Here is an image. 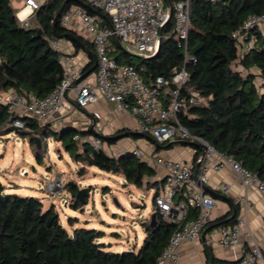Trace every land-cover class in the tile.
Wrapping results in <instances>:
<instances>
[{"label":"trees","instance_id":"16d2710c","mask_svg":"<svg viewBox=\"0 0 264 264\" xmlns=\"http://www.w3.org/2000/svg\"><path fill=\"white\" fill-rule=\"evenodd\" d=\"M63 1H43L34 10L30 25L24 27L10 0H0V93L44 97L60 83L63 70L60 52L49 43L51 39H60L56 34L72 33L93 50L92 43L71 26H61L57 21L55 33L52 31L54 14ZM77 1L67 0L62 10L79 4ZM189 3L187 45L189 51L196 45L198 49L193 54L195 60L186 63L190 76L188 86L198 90L206 103L188 106L179 113V121L190 133L230 155L264 181V35L253 29V46L242 55L238 54L231 36L249 14H264V0H189ZM103 24H107L105 19ZM37 29L41 31L39 36H36ZM163 32L171 33V22ZM72 44L79 47V43ZM109 54L120 64H132L146 83H151L156 75H168L183 63L182 48L173 35L163 38L158 52L148 58L127 53L114 39ZM91 65L92 60L82 68V73ZM250 68L258 70L259 85ZM15 119L23 127H15ZM10 133L29 136L37 163L42 162V156L35 139L41 142L52 137L69 152L74 162L80 163L78 175L86 167L117 174L137 188L153 189V205L161 190L163 181L155 179L154 167L131 150L111 156L102 148L94 150L88 142L72 139L75 133L90 136L93 133L90 128L66 127L54 131L49 124L9 111L0 103V139ZM99 137L108 145L115 142ZM164 144L155 145L158 148ZM196 155L197 152L194 159ZM64 188L70 196L69 205L76 210L80 206L75 198L79 190L77 183L69 180ZM153 212V225L149 224L150 219L142 222L145 235L140 244L118 251L101 241V230L84 226L68 230L60 223L53 204L44 208L40 198L8 192L0 183V264H154L176 225L165 220L156 207ZM234 220L235 217L227 224ZM68 221L72 224L71 217Z\"/></svg>","mask_w":264,"mask_h":264},{"label":"built area","instance_id":"2783aa9c","mask_svg":"<svg viewBox=\"0 0 264 264\" xmlns=\"http://www.w3.org/2000/svg\"><path fill=\"white\" fill-rule=\"evenodd\" d=\"M21 1L22 7L16 12V17L20 25L27 27L31 23L34 10L45 0ZM79 1V4H72L61 11L58 23L64 27L79 26V30L92 43L96 55L93 80L74 87L83 67L73 63V55L62 51L59 39H51V47L60 52L59 62L63 68L60 83L44 97H36L31 93L22 96L14 92H1L0 103L5 104L9 111L28 115L43 124L56 116L68 89L73 87L74 101L79 107L96 102L97 93L100 92L115 104L118 111L133 116L137 129L149 136L153 143L163 144L172 139H179L197 145L196 173L193 167L183 160L154 158L164 170L163 184L154 199V207L165 220L176 225L154 264L176 261L178 246L199 238L215 206L212 195L202 187L208 179L209 170L218 171L224 166H229L237 174L244 189L252 186L263 198L264 181L230 155L216 150L202 137L190 133L179 121V113L188 106L206 103V99L198 90L188 86L190 76L186 63L195 60L187 45L190 24L189 0ZM86 6L103 14L107 24H103L102 16L89 13ZM23 9H28L29 12L21 15ZM169 22L171 33H164L163 29ZM263 26L264 14H249L232 31L231 36L235 40L239 55L252 48L254 35L251 31H260ZM170 35H173L182 48L183 63L180 67L173 68L168 75H156L151 83H146L132 64H120L109 54L114 39L118 44H127V53L148 58L156 53L161 40ZM13 125L23 127L17 119ZM72 139L78 142L87 140L77 133ZM89 144L92 149L97 150L102 147V140L99 136H93ZM131 152L143 159L138 146L133 147ZM43 179L45 183L41 188L48 193L58 192L62 187L60 175L50 178L45 174ZM69 201L68 195L63 199V205L69 204ZM244 227L243 217L237 218L230 226L219 227L218 244L226 248L238 245L241 233L246 236L251 234L250 231H243ZM234 264H264L261 249L255 243L243 246L241 256Z\"/></svg>","mask_w":264,"mask_h":264},{"label":"crops","instance_id":"0c3cea01","mask_svg":"<svg viewBox=\"0 0 264 264\" xmlns=\"http://www.w3.org/2000/svg\"><path fill=\"white\" fill-rule=\"evenodd\" d=\"M17 1H19V4H17V6L21 5L19 8L11 5L16 10V12L22 7V1ZM28 12V9H23L21 11V15H25ZM103 19L105 18L103 17ZM71 27L76 31L77 34L81 35L90 43V41L84 36L81 30L76 29L75 26ZM260 32L264 35V26L261 27ZM59 42L62 51L65 54L73 55L74 64L84 67L90 60H92L93 64L92 53H94V51L89 50L83 43V41H81L82 44L80 42H77L79 43L78 48H75L72 44L73 42L67 38H60ZM238 68H240V66ZM249 71L255 75V83L259 85L261 79L258 76V70L255 68H250ZM94 72L95 70H93L82 80L77 81L74 84V87L86 81L93 80ZM243 73H245V70H243ZM74 94L75 92L73 87L68 89L64 96L60 110L53 119L47 121V123L50 125V128L54 131H59L62 128L66 127L75 129H91L92 127L96 133L100 134V136L105 137V139L111 138L115 141L114 143H111L109 145L105 142H102L101 148L111 156H117L121 152L130 151L133 147L137 146L135 143H132V141L130 142L128 140L130 138L137 139L140 137H145L147 140L153 143L152 139L149 138V136L143 133L142 135L136 134L137 132H140L137 129L136 119L127 112L118 111L115 107V104L108 101L102 93H97L96 102L79 108L75 106L76 103L74 101ZM120 133H127V135L120 138H114L115 135ZM93 136L96 135L92 133L90 136L85 137L87 140L83 142L89 143V140ZM134 136L137 137L135 138ZM184 142L185 141L179 139H172L166 142V144L158 147H163L164 150H160V154L155 157L183 160L189 163L193 167L194 173H196L197 164L194 159L196 146L193 144H185ZM122 143L126 145L125 149H116V151L113 149L115 147L118 148V145ZM143 160L147 161V159L145 158H143ZM153 162L154 165L152 166L154 167L156 172L155 179L157 181H160V179L164 178V170L155 162V160H153ZM207 177L208 179L204 186L209 188L214 193L212 197L215 200V206L211 210L210 219L207 222L205 228L211 227L216 223L219 224L217 226L209 228L204 234V239H201L199 236L198 239H195L193 241L181 243L177 248V260L168 261L166 264H208L210 259H212L213 263L215 264H234L241 256L242 247L250 246L253 243L258 245L261 249L264 260V198L252 186L244 189L240 185L237 174L232 171L229 166H224L218 171L209 170L207 173ZM75 182L77 183L79 188H82L79 185V179ZM9 190H12V188ZM149 191L153 193V189H149ZM24 195L29 194H26V192H24ZM231 202L236 207L234 215L235 220L233 223L227 224V222L232 219L231 218L230 220H225L232 214L233 210ZM127 205H129V203H127ZM151 209L152 210H150V213L153 212L154 205ZM81 210L82 208L79 209V211ZM93 210L94 209L88 211V215L81 219V223L79 222L80 219L78 218L79 223H75L74 227L77 225L76 227L90 226L91 228H95L96 221L92 215ZM239 217H243L245 219V227L243 231H250V236H246L241 233L239 237V243L234 247L226 248L219 245L217 242L218 228L221 226H230L234 224ZM144 235L145 234L143 230L141 235L139 236L140 241L142 240ZM121 249L123 248L120 246L115 250L120 251Z\"/></svg>","mask_w":264,"mask_h":264},{"label":"rangeland","instance_id":"374dc122","mask_svg":"<svg viewBox=\"0 0 264 264\" xmlns=\"http://www.w3.org/2000/svg\"><path fill=\"white\" fill-rule=\"evenodd\" d=\"M10 3L17 8L21 6H17L19 4L17 0H10ZM75 28L80 29L77 25ZM126 47L127 44L122 45V49L127 50ZM132 55L134 56L133 53ZM132 58L134 61L138 60L136 57ZM128 140L141 149L143 158L147 159L150 165H154V157L160 154L159 151L164 150L163 147L155 148V144L145 137ZM118 146L113 149L116 151L126 147L124 143ZM39 150L42 156L41 163L35 160L34 146L30 143L29 136L21 137L16 133L2 136L0 139V183L8 192L21 195L26 192L36 196L41 199L44 208L53 204L60 223L68 230L73 228L75 223H81V219L88 215V211L94 209L92 215L96 221L95 228L103 232L101 240L109 244L110 248L118 249L121 246L123 249H130L133 245L140 244L139 236L143 231L141 222L148 221L153 213H150L153 205L152 192L149 189L137 188L126 183L121 176L96 167H86V171L78 175L77 169L80 163L74 162L69 152L65 151L61 143L52 137L39 141ZM45 174L50 178L60 175L62 187L58 192L48 193L41 188V185L45 183L43 179ZM78 179L79 185L85 186L88 190V196L82 207L80 205L73 210L69 204L63 205V199L69 195L64 184L69 180ZM11 188L12 190H9ZM80 208H82L81 211H79ZM68 217H71L72 224L68 221Z\"/></svg>","mask_w":264,"mask_h":264},{"label":"water","instance_id":"95a60500","mask_svg":"<svg viewBox=\"0 0 264 264\" xmlns=\"http://www.w3.org/2000/svg\"><path fill=\"white\" fill-rule=\"evenodd\" d=\"M66 1H67V0H64V1L61 3V5L58 7L57 11H56L55 14H54V18H53V21H52V24H51L52 31H53L54 33H55V30H56L55 27H56V24H57V21H58L57 19H58L60 13H61L62 7H63V5L65 4ZM77 2L80 3V1H77ZM86 8H87L90 12H92V13H94V14H96V15H100V16H103V17H104V15L101 14L98 10L93 9V8H91V7H88V6H86ZM170 13H171V9H170L169 14H170ZM40 33H41L40 29H37V30H36V36H39ZM56 35H57V37H59V38H67V39L71 40L72 42H76V43H77V42H80V43L82 44V42L80 41V39H78V37H76V36H75L74 34H72V33L64 32V33H62V34H56ZM119 45H120V48H122V45H121L120 43H119ZM197 49H198V45H196L195 47L191 48L189 52H190L191 54H194V53L196 52ZM158 50H159V46H158L156 52H158ZM92 58H93V64H92V65H91V66H90V67H89L84 73H82V74L80 75V77L78 78V81H79V80H82L84 77H86L88 74H90L93 70H95V68H96V55H95L94 53H92ZM139 58H140V57H139ZM75 106L79 108L78 105H75ZM91 130L93 131V134H94V135H96V136H100V134L96 133V132L93 130L92 127H91ZM136 134H138V135H142L141 132H137ZM125 135H127V133H120V134L115 135L114 138H120V137L125 136ZM149 138H150V137H149ZM35 141H36V145H37V147H39V140H38V139H35ZM184 143H185V144L192 145V143L189 142V141H185ZM193 145H195V144H193ZM195 146H197V145H195ZM163 180H164V178L160 179V182H162ZM202 187H203L204 191L207 192L208 194H210V195H213V194H214L209 188H207V187L204 186L203 184H202ZM87 196H88V191L86 190L85 187H82V188H79V190L77 191V193H76V195H75V198L79 200L80 205H84ZM231 204H232V202H231ZM232 210H233V211H232V214H231L229 217H227L225 220H230L231 218L234 217V215H235V210H236V207H235L234 204H232ZM154 218H155V213L153 212V213H151V215H150V221H149V224H150V225H153V224H154V220H155ZM218 224H219V223H216L215 225H213V226H211V227L217 226ZM211 227H206V228H204V229L202 230L201 235H200V238H201V239H204V234H205V232H206L209 228H211ZM208 264H213L212 259L209 260V263H208Z\"/></svg>","mask_w":264,"mask_h":264}]
</instances>
